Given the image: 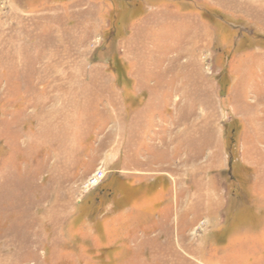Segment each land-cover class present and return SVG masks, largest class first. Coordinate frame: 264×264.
Returning <instances> with one entry per match:
<instances>
[{
  "label": "rangeland",
  "instance_id": "rangeland-1",
  "mask_svg": "<svg viewBox=\"0 0 264 264\" xmlns=\"http://www.w3.org/2000/svg\"><path fill=\"white\" fill-rule=\"evenodd\" d=\"M0 264H264V0H0Z\"/></svg>",
  "mask_w": 264,
  "mask_h": 264
},
{
  "label": "built area",
  "instance_id": "built-area-1",
  "mask_svg": "<svg viewBox=\"0 0 264 264\" xmlns=\"http://www.w3.org/2000/svg\"><path fill=\"white\" fill-rule=\"evenodd\" d=\"M103 178V172L100 170H97L93 175L86 181L84 184L85 188L90 189L96 187L100 180Z\"/></svg>",
  "mask_w": 264,
  "mask_h": 264
},
{
  "label": "flooded vegetation",
  "instance_id": "flooded-vegetation-1",
  "mask_svg": "<svg viewBox=\"0 0 264 264\" xmlns=\"http://www.w3.org/2000/svg\"><path fill=\"white\" fill-rule=\"evenodd\" d=\"M228 163H230V162H228ZM230 165H231V164H229L228 169L230 168Z\"/></svg>",
  "mask_w": 264,
  "mask_h": 264
},
{
  "label": "trees",
  "instance_id": "trees-1",
  "mask_svg": "<svg viewBox=\"0 0 264 264\" xmlns=\"http://www.w3.org/2000/svg\"><path fill=\"white\" fill-rule=\"evenodd\" d=\"M108 192H110V191H108ZM108 192H107V193H108Z\"/></svg>",
  "mask_w": 264,
  "mask_h": 264
}]
</instances>
